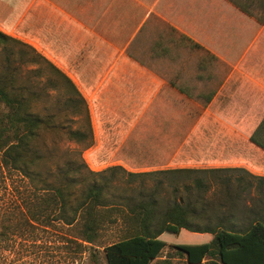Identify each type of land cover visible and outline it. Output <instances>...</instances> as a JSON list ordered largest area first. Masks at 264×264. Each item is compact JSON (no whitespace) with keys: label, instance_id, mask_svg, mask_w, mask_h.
Here are the masks:
<instances>
[{"label":"rangeland","instance_id":"1","mask_svg":"<svg viewBox=\"0 0 264 264\" xmlns=\"http://www.w3.org/2000/svg\"><path fill=\"white\" fill-rule=\"evenodd\" d=\"M108 1L43 0L32 12L38 44H49L54 34L68 40L80 84L36 43L15 38L0 48V87L52 122L33 144L40 156L35 170L51 181L64 172L79 176V193L101 179L90 172L115 168L104 176L114 182L117 201L111 204L122 206V223L104 229L107 245L124 238L123 216L142 200H155L160 212L175 203L187 206L197 227L225 222L241 230L254 217L264 220V150L222 121L247 114L244 88L257 86L247 77L264 79L261 5L244 10L233 0ZM74 131L87 140H72ZM39 186L6 166L0 147V231L7 228L11 237L0 246H10L14 260L27 244L26 208ZM54 233L49 237L57 238ZM168 254L175 264H188L169 247L157 260Z\"/></svg>","mask_w":264,"mask_h":264},{"label":"trees","instance_id":"2","mask_svg":"<svg viewBox=\"0 0 264 264\" xmlns=\"http://www.w3.org/2000/svg\"><path fill=\"white\" fill-rule=\"evenodd\" d=\"M255 3L262 7L263 14L259 21L263 27V0H246L244 4H238L246 10ZM0 23L6 29L11 27L5 18L0 17ZM12 41L16 42V39L0 29V48ZM56 70L73 93L80 97L81 103L85 102L71 79L59 69ZM257 88L254 87L255 90ZM51 125L48 119L33 114L21 96L0 87V147L3 162L22 173L35 186L40 185V192L26 208L24 225L27 230L23 235L27 244L22 245L23 250L16 252L20 258L12 259L10 246H0V264H152L166 247L174 250L179 260L185 258L188 264H264V220L254 217L241 230L225 222L215 227H197L189 207L179 203L161 212L155 200L131 204L123 216L124 238L110 245L105 244L103 237L107 225L122 223V206L111 204V201H117L112 196L114 182L104 176L115 168L90 172L101 179L83 184L79 193H76L79 184L77 175L64 172L57 175L55 181L44 176L42 178L34 168L40 156L33 144L38 133ZM69 137L83 142L88 136L74 131L69 133ZM250 140L264 150V118ZM187 171L199 170H169L166 173ZM77 173L81 175L80 170ZM129 175L137 178L143 174ZM114 212L116 217H113ZM64 228L67 233L52 232L53 229ZM37 230L46 236L39 238ZM50 233L57 238L49 237ZM9 241L8 229L1 230L0 242ZM52 241L61 245H55ZM53 246L61 251L53 252ZM174 259L168 254L157 261L158 264H175Z\"/></svg>","mask_w":264,"mask_h":264},{"label":"crops","instance_id":"3","mask_svg":"<svg viewBox=\"0 0 264 264\" xmlns=\"http://www.w3.org/2000/svg\"><path fill=\"white\" fill-rule=\"evenodd\" d=\"M0 0V17L5 18L7 21V24H9L11 27H8L9 29H6L2 26L0 23V29L9 35H12L14 38L23 39L25 41H29L32 43H36L41 50L50 58L52 59L60 68H62L66 73L73 76L76 81L80 84V80L76 75V72L71 67V60L70 58V51L68 50V40H64L60 35L54 34L50 38L47 39V42L50 44H46L43 41H41L39 44L35 40V35L33 34V30L31 27L32 22V12L34 8L41 3L43 0H6L5 2H1ZM54 1V0H53ZM112 0L108 1L111 2ZM245 3L246 0H233V4H235L237 7H242L238 3ZM56 2V1H55ZM264 3V0H263ZM159 5V1L154 4L152 7L151 13L153 10L155 11ZM262 8V7H261ZM263 11V10H262ZM147 17L142 18V23L138 22L139 27H141L144 24V21L146 22ZM8 25V26H9ZM45 41V40H44ZM62 54V57L59 55ZM247 77V76H246ZM247 79H251L250 81L252 83H255L258 87L256 90L253 89L251 86L252 84L246 83V87L244 88L243 92L248 93V110L247 114L241 116L240 118H231L230 116H226V118H222V121L225 125V127H230V129L236 130L237 132L242 133L247 139L250 140V137L254 133V131L257 129L258 125L261 123V121L264 118V111L259 110L262 107L264 108V79H261V83L258 80H255L251 78L250 76L247 77ZM247 80V82H249ZM253 86H255L253 84ZM85 90V89H84ZM94 89L88 90L87 96L91 97L92 92ZM86 91V90H85ZM253 91V92H251ZM94 97V96H93ZM93 97L91 99H93ZM263 111V112H262ZM263 113L260 117L259 114ZM239 123H243L239 128L235 125ZM234 124L235 126L231 125ZM256 124V125H255ZM229 125V126H226ZM255 125V127H254ZM228 129V128H226ZM234 134V133H233ZM251 142V140H250ZM255 146V145H254ZM256 147V146H255Z\"/></svg>","mask_w":264,"mask_h":264}]
</instances>
